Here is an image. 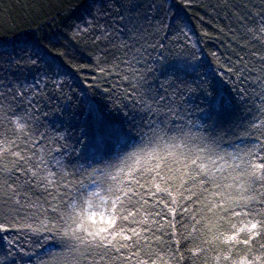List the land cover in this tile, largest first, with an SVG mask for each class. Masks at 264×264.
I'll return each instance as SVG.
<instances>
[{"label":"snow or ice","instance_id":"obj_1","mask_svg":"<svg viewBox=\"0 0 264 264\" xmlns=\"http://www.w3.org/2000/svg\"><path fill=\"white\" fill-rule=\"evenodd\" d=\"M172 4L88 0L74 38L93 46L102 76L115 81L120 123L90 107L75 141L43 98L61 92L63 65L39 37L0 40L7 264H231L224 245L245 246L251 259L240 264H264V0H215L217 15L259 27L242 37L256 45L247 57H227L204 79L192 78L205 63ZM136 149L141 166L115 175ZM96 201L104 212L85 217ZM237 217L250 227L224 236L221 222Z\"/></svg>","mask_w":264,"mask_h":264},{"label":"trees","instance_id":"obj_2","mask_svg":"<svg viewBox=\"0 0 264 264\" xmlns=\"http://www.w3.org/2000/svg\"><path fill=\"white\" fill-rule=\"evenodd\" d=\"M214 2L215 0H196L195 4L190 5L187 0H173V10L179 11L188 20L191 29L190 43L196 45L191 51L196 52L198 59L205 63V69L201 70L199 76L193 73V79H204L205 70L210 73L213 69H218L227 57H231L233 61L237 56L247 57L256 46L242 37L248 27L259 25L254 21L241 24L235 19L217 15L213 12ZM87 7L88 0H0V40L15 42L39 37L48 46L51 55L63 65L61 79L64 84L61 92L57 94L58 98L51 93L43 98L51 97L49 106L55 109L51 114L53 123L57 127L68 129L72 141L80 135L85 118L91 119L90 107L114 123H120V117L113 110V99L110 98L109 91L115 81L111 76H102L94 59L93 46L82 39L78 41L74 38L77 35L73 27L74 22L80 21ZM207 86L212 88L217 85L213 82ZM224 88L231 94L228 84H225ZM199 102V99L194 97L192 106ZM115 106H122L119 99H116ZM61 141L64 142L63 134ZM66 147L71 151L74 143H66ZM240 147L241 145H237V150ZM134 151L136 154L130 152L123 160L116 161L118 167L111 169L115 175L125 176L127 172L141 166L145 154L139 149ZM138 160L141 163H137ZM77 211L79 212V209ZM103 212L104 208L99 201L85 204L83 209L85 217L100 216ZM221 225L220 231L224 236L237 233L243 236L242 230L250 227L246 219L240 217L224 220ZM6 243L0 241V264H7L2 255ZM224 247L230 249L224 254L230 257L231 264H240L243 260L251 259V254L244 245ZM218 255L219 253H209L208 259ZM36 264H39V261ZM183 264H188V261L185 260Z\"/></svg>","mask_w":264,"mask_h":264},{"label":"rangeland","instance_id":"obj_3","mask_svg":"<svg viewBox=\"0 0 264 264\" xmlns=\"http://www.w3.org/2000/svg\"><path fill=\"white\" fill-rule=\"evenodd\" d=\"M96 217H99V215H95Z\"/></svg>","mask_w":264,"mask_h":264}]
</instances>
